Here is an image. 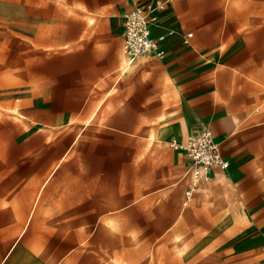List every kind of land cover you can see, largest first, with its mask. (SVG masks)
<instances>
[{
	"label": "rangeland",
	"instance_id": "1",
	"mask_svg": "<svg viewBox=\"0 0 264 264\" xmlns=\"http://www.w3.org/2000/svg\"><path fill=\"white\" fill-rule=\"evenodd\" d=\"M105 1L0 0V252L11 254L1 262L264 264L255 238L264 226V0H182L186 19L194 3L187 27L203 31L218 72L212 113L193 127H210L230 159L187 204L185 158L167 140L133 148L131 165H99L102 177H120L95 181L81 179L83 147L73 145L50 176L45 134L53 154L78 130L49 123L45 62L91 28Z\"/></svg>",
	"mask_w": 264,
	"mask_h": 264
},
{
	"label": "crops",
	"instance_id": "2",
	"mask_svg": "<svg viewBox=\"0 0 264 264\" xmlns=\"http://www.w3.org/2000/svg\"><path fill=\"white\" fill-rule=\"evenodd\" d=\"M130 4L131 0L100 3L92 13L91 28L79 30L75 39L45 62L42 93L44 112L52 117L49 123L54 127L69 125L65 129L69 136L73 126L78 130L53 154L46 150L45 134L40 144L45 147L42 155H49L47 164H55L50 176L73 145L80 144L83 148L75 163L82 180L119 178L102 177L99 165H131L137 155L133 148L157 147L172 137L184 141L186 132L195 128L197 117L205 119L212 113V77L218 72L207 58L211 46L202 43L203 31L196 25L194 30L187 27L190 20H196L194 3L187 8V19L182 0H170L162 11L157 30L174 31L165 41L164 58L141 57L121 71V30ZM187 33H191L188 38ZM172 151L185 158L180 176L183 191L188 159L182 151ZM263 228L255 236L260 249ZM10 255L0 252V264Z\"/></svg>",
	"mask_w": 264,
	"mask_h": 264
},
{
	"label": "built area",
	"instance_id": "3",
	"mask_svg": "<svg viewBox=\"0 0 264 264\" xmlns=\"http://www.w3.org/2000/svg\"><path fill=\"white\" fill-rule=\"evenodd\" d=\"M169 1L131 0L130 8L124 14L121 30L123 71L141 57L152 56L158 59L165 57V41L174 31L157 29L160 27L161 13ZM189 36L191 33L186 34V38ZM167 144L175 150L182 151L188 159L185 167L183 205L190 201L200 183L208 180L213 168L225 170L229 167V159L221 153L219 140L210 127L201 126L193 129L184 141L172 137L167 140ZM261 235L263 241L260 247L264 249V228Z\"/></svg>",
	"mask_w": 264,
	"mask_h": 264
}]
</instances>
